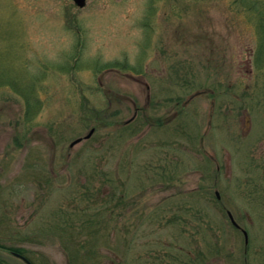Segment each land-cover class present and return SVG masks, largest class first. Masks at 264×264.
<instances>
[{"label":"rangeland","instance_id":"obj_1","mask_svg":"<svg viewBox=\"0 0 264 264\" xmlns=\"http://www.w3.org/2000/svg\"><path fill=\"white\" fill-rule=\"evenodd\" d=\"M241 8L0 0V245L32 264H264V67ZM0 264L25 263L0 247Z\"/></svg>","mask_w":264,"mask_h":264},{"label":"trees","instance_id":"obj_2","mask_svg":"<svg viewBox=\"0 0 264 264\" xmlns=\"http://www.w3.org/2000/svg\"><path fill=\"white\" fill-rule=\"evenodd\" d=\"M246 1H248V3ZM236 2H239L240 6L242 7L241 9L243 12L247 11V12L251 13L252 16L258 20L256 23L257 27H258V24H260V26L258 28H256V29H258L257 30L258 34L256 36V38H257V43H256L257 52H256V56L254 59V63L256 65L255 66L256 69L261 70L264 67V57L262 59L258 58V55H259V52H258L259 48L258 47H259V42H260L261 38L263 37L261 33H263V31H264V26H263L264 19H262L264 6L262 5L261 0L260 1L259 0H236ZM262 41H264V37L262 38ZM31 89H32V87H31ZM20 91H21V89H20ZM32 92H33L32 90H29V93L32 94ZM26 97H25V102H26V106H27V111H30V107L34 106V105H35V109H38L40 107L39 103H34V100L32 102L29 100V98H26ZM35 101H37V100L35 99ZM0 247L7 250V251L16 252V253H19L21 255H23V252H24V250L21 249L20 247L19 248L18 247H6L5 245L4 246L0 245Z\"/></svg>","mask_w":264,"mask_h":264},{"label":"water","instance_id":"obj_3","mask_svg":"<svg viewBox=\"0 0 264 264\" xmlns=\"http://www.w3.org/2000/svg\"><path fill=\"white\" fill-rule=\"evenodd\" d=\"M72 1H73V3H74L77 7H79V8L84 7L85 2H86V0H72ZM93 131H94V130L91 129V130L88 132V134H87L83 139H88V138L92 135ZM81 140H82V138H79V139L73 141V142L70 144V147H72V146H74L75 144L79 143ZM216 196H217V198H218V194H217V192H216ZM227 215H228L229 220H230V222L232 223V225L235 226V227H238V225H237L236 222L234 221L232 215H231L229 212H227ZM243 235H244V237H245V241H247V236H246V232H245V231H243ZM12 255H14L15 257H17V258H19L20 260H22L25 264H30V262H29L25 257H23L22 255H19V254H16V253H13Z\"/></svg>","mask_w":264,"mask_h":264}]
</instances>
